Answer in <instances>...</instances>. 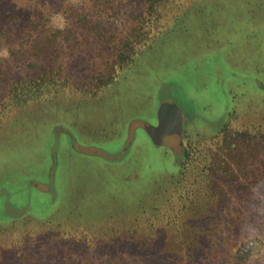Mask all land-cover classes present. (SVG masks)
Returning a JSON list of instances; mask_svg holds the SVG:
<instances>
[{"label":"rangeland","instance_id":"1","mask_svg":"<svg viewBox=\"0 0 264 264\" xmlns=\"http://www.w3.org/2000/svg\"><path fill=\"white\" fill-rule=\"evenodd\" d=\"M147 6L0 0V46L13 49L0 61V264H143V250L124 263L126 251L112 250L141 238L163 251L156 264H228L238 213L241 233L252 225L259 236L248 244L254 264H264V128L249 144L256 158L243 181L254 192L242 202L234 164L238 134L264 119V0H167L151 21ZM52 12L68 20L65 30H48ZM43 33L56 39L46 54ZM127 38L142 53L93 92ZM37 65L53 66L51 77L67 87L90 84L88 94L14 104L7 81ZM171 106L181 113L179 137L163 127L156 145L145 128L157 127L159 114L176 123L163 110ZM205 196L221 197L224 209L219 202L202 213ZM208 242L218 245L210 258Z\"/></svg>","mask_w":264,"mask_h":264},{"label":"trees","instance_id":"2","mask_svg":"<svg viewBox=\"0 0 264 264\" xmlns=\"http://www.w3.org/2000/svg\"><path fill=\"white\" fill-rule=\"evenodd\" d=\"M167 0H145V3L147 6V10L149 14L146 15V17L151 19L153 18V14H156V9L161 3H165ZM38 16V15H37ZM145 17V18H146ZM154 20L156 21V15H154ZM143 18V19H145ZM142 19V20H143ZM28 21H21V27L24 30L27 26ZM48 30H51L50 28ZM137 31L135 27L131 29V32L128 34V37L133 36V33ZM54 31L51 32V34ZM57 32V31H55ZM13 35V33H12ZM70 37V36H69ZM72 37V36H71ZM157 37V35H156ZM156 37H151L152 41ZM112 38V36L108 37ZM149 41V43L145 44L144 49L150 48L152 45V41ZM55 38L52 35H45V33L42 34V37H40L37 41H40V47L43 48L45 51L44 53L46 54L48 50L54 49V42ZM35 45V43H34ZM33 45V48H34ZM143 46V45H142ZM142 46H139L136 48V43L135 47L132 44V41L129 40V38L126 39L123 43L119 41L117 44L114 45V52L110 55L111 59V71L112 73L109 74L107 77V82L101 83L99 86L95 88L93 87V92L97 93L96 90H102L101 87H106L113 82H116V80L120 77L119 72L122 70H128L129 68L132 67L134 62L137 60L139 55L142 53ZM143 49V50H144ZM110 61H107V64ZM53 66H47L45 68H38V65L33 69L32 72L25 74L23 76L17 77V79H10L7 81V84L9 83V97L10 101H13L14 104L24 107L28 109L31 104L36 103L38 101H41L42 99L46 98L49 95L56 96V97H61L60 95L64 93L66 96H70L73 91H78L82 92V94H88L87 90L90 86V84H85L83 85L82 89H79V86L75 87L70 86L67 87L66 85L61 84L62 77L60 75H54L51 77V74L53 72V69L51 68ZM100 82V80H99ZM59 83L61 84L59 86ZM61 91H63L61 93ZM69 91L68 94L65 92ZM62 98V97H61ZM231 115V114H230ZM230 117V116H229ZM256 124V123H255ZM264 128V119L261 120L260 123H258L255 127H253L250 131L246 130L242 133V135L238 134V146L241 147L240 150H236L234 153L236 155V158H238L235 164L236 172L240 174L239 178L236 179L238 182L237 187V192H236V200L239 202L243 201V198L245 196V192L247 190L254 192L252 190L253 188L247 184V181H243V178H246V173L248 171L249 163L252 159L256 158V155L252 152V150L249 149V144H252V140L256 138L258 133H261ZM225 131H228V127ZM250 140V141H249ZM228 146H223L221 149L224 151ZM186 154L187 150L185 151ZM264 184V181H263ZM251 188V189H249ZM250 193V192H249ZM205 202L202 204L204 205V208L202 209V213L205 212V215H209V208L208 207H214L215 204L218 205V203H221L222 210L224 209V202L222 201L221 197H210V196H205ZM252 214V212H251ZM242 219H241V214L238 213V217L230 219V225L229 227H236L239 229L237 231V234L239 235L238 241L235 242V256L232 258V261H230L228 264H254V258L257 257L258 255L254 254L253 248L250 247V243L256 242L258 239V233L255 232V234L249 233L248 231L241 233V230L243 229L242 224ZM225 228V227H224ZM223 228V230H224ZM158 232V230H156ZM154 239L151 240H144V238H141L140 240L131 243L130 245L126 244L122 248L119 247H113L114 253H119V250H125L126 251V256L122 257L121 261H132L135 262L137 261L138 258V253H141L143 250L144 256H143V264H156V255H159L160 257L163 256L162 254L163 251H159L158 248L159 246L153 242ZM246 246V247H244ZM195 245L189 247V253H192V256L195 254ZM218 249V245L213 244L208 242L207 245H203V250H206V254H208V257L210 258L211 255L216 254V250ZM205 254V255H206ZM151 257V259H148ZM190 258V257H189ZM165 260L170 261L171 259H168L167 256L164 257ZM147 260V261H146ZM124 263V262H123ZM158 264V263H157ZM171 264H174L171 262ZM191 264V261H190Z\"/></svg>","mask_w":264,"mask_h":264},{"label":"clouds","instance_id":"3","mask_svg":"<svg viewBox=\"0 0 264 264\" xmlns=\"http://www.w3.org/2000/svg\"><path fill=\"white\" fill-rule=\"evenodd\" d=\"M69 26L68 20L61 12H52L48 16V27L53 31H63ZM12 50L7 45L0 46V61H10L12 59ZM249 233L255 234L256 229L252 225L246 226Z\"/></svg>","mask_w":264,"mask_h":264},{"label":"water","instance_id":"4","mask_svg":"<svg viewBox=\"0 0 264 264\" xmlns=\"http://www.w3.org/2000/svg\"><path fill=\"white\" fill-rule=\"evenodd\" d=\"M163 110L165 112H167L168 114H171V116L174 117V121H176V123H172V125L170 124H165L163 121H164V118L161 117V115L159 114V118H158V125L157 127H149V128H145L147 133L150 134V136L153 138V141H154V144L156 145H159L161 142L159 141L160 137H159V133L158 131L165 127V128H169L171 131H173V133L177 134L178 137H179V129H181V125H182V119H181V113L180 111L174 107V106H171L170 108H165L163 107ZM161 112V111H160Z\"/></svg>","mask_w":264,"mask_h":264}]
</instances>
